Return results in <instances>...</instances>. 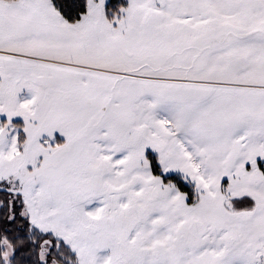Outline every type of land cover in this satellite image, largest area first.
Here are the masks:
<instances>
[{"label":"snow or ice","instance_id":"obj_1","mask_svg":"<svg viewBox=\"0 0 264 264\" xmlns=\"http://www.w3.org/2000/svg\"><path fill=\"white\" fill-rule=\"evenodd\" d=\"M0 264H264V0H0Z\"/></svg>","mask_w":264,"mask_h":264},{"label":"rangeland","instance_id":"obj_2","mask_svg":"<svg viewBox=\"0 0 264 264\" xmlns=\"http://www.w3.org/2000/svg\"><path fill=\"white\" fill-rule=\"evenodd\" d=\"M17 119L19 120L20 118H17ZM55 135H56V138H57L58 142H63L64 138L62 136H60L59 133H56Z\"/></svg>","mask_w":264,"mask_h":264}]
</instances>
